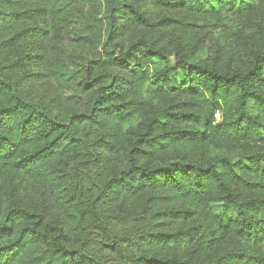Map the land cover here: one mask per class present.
Listing matches in <instances>:
<instances>
[{"label": "trees", "instance_id": "16d2710c", "mask_svg": "<svg viewBox=\"0 0 264 264\" xmlns=\"http://www.w3.org/2000/svg\"><path fill=\"white\" fill-rule=\"evenodd\" d=\"M0 264H264V0H0Z\"/></svg>", "mask_w": 264, "mask_h": 264}, {"label": "rangeland", "instance_id": "374dc122", "mask_svg": "<svg viewBox=\"0 0 264 264\" xmlns=\"http://www.w3.org/2000/svg\"><path fill=\"white\" fill-rule=\"evenodd\" d=\"M172 13V12H169ZM187 18V17H186ZM195 20L197 21H202L201 17H196ZM197 35H200V33H198ZM39 43V42H38ZM37 42H34V40L32 38H29L27 40H25L21 47L22 49L25 51V53H41L43 55H45V61L46 59H48L49 57L58 54L62 57H67V56H71L75 62H79L82 63L84 62L86 59H89L92 57L93 55V49L87 44V43H78V44H72L69 46H63L61 48L60 51L55 52L53 50H50L49 47L44 48L43 45L39 46ZM45 63H43V65H35L34 67H30L29 69H40V68H44ZM235 149L234 146L232 145H227V146H223L221 148H219V151L225 150V151H233ZM216 153H219L218 151ZM221 210V206L219 203H213L210 205V211L212 213H218ZM235 213V210L233 207L230 208L227 216L229 215H233ZM229 243H226L225 247L228 246Z\"/></svg>", "mask_w": 264, "mask_h": 264}]
</instances>
